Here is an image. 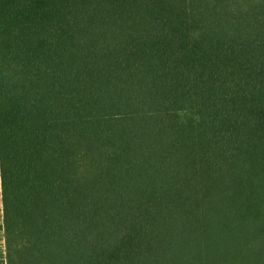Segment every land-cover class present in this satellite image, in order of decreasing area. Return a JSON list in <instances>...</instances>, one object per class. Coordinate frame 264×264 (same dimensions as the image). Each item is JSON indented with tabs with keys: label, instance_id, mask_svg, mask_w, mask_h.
I'll return each instance as SVG.
<instances>
[{
	"label": "trees",
	"instance_id": "obj_1",
	"mask_svg": "<svg viewBox=\"0 0 264 264\" xmlns=\"http://www.w3.org/2000/svg\"><path fill=\"white\" fill-rule=\"evenodd\" d=\"M189 3L0 0L6 264H264V55Z\"/></svg>",
	"mask_w": 264,
	"mask_h": 264
},
{
	"label": "crops",
	"instance_id": "obj_2",
	"mask_svg": "<svg viewBox=\"0 0 264 264\" xmlns=\"http://www.w3.org/2000/svg\"><path fill=\"white\" fill-rule=\"evenodd\" d=\"M189 1L196 67L224 66L250 55H264V0ZM1 192L0 167V264H6Z\"/></svg>",
	"mask_w": 264,
	"mask_h": 264
}]
</instances>
